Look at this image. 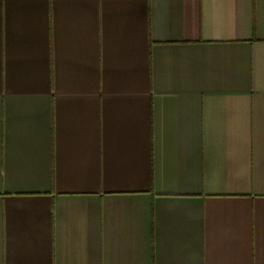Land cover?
<instances>
[{
	"label": "crops",
	"instance_id": "1",
	"mask_svg": "<svg viewBox=\"0 0 264 264\" xmlns=\"http://www.w3.org/2000/svg\"><path fill=\"white\" fill-rule=\"evenodd\" d=\"M0 264H264V0H0Z\"/></svg>",
	"mask_w": 264,
	"mask_h": 264
}]
</instances>
